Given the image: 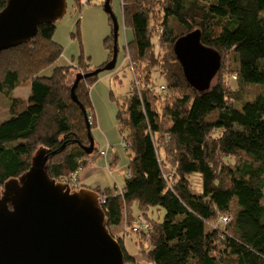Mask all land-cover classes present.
Returning <instances> with one entry per match:
<instances>
[{
    "label": "trees",
    "instance_id": "trees-1",
    "mask_svg": "<svg viewBox=\"0 0 264 264\" xmlns=\"http://www.w3.org/2000/svg\"><path fill=\"white\" fill-rule=\"evenodd\" d=\"M7 1L0 0V12ZM122 12L133 30L126 45L133 80L117 118L131 159L120 193L105 190L107 229L125 223L137 238L133 228L148 226L136 240L141 264H264V0H122ZM195 30L221 55L220 71L205 92L188 84L174 53L176 41ZM55 31L56 23L43 24L30 42L0 54V92L11 96L18 87L29 88L28 98L12 97L10 118L0 125V192L30 170L40 149L58 152L47 162L56 181L80 174L100 154L96 145L91 155L82 148L89 145L82 106L93 112L98 76L78 83L79 104L71 88L78 73L112 59L113 27L103 65L93 67L81 56L77 66H58L43 76L62 57ZM229 54L239 61L235 75L226 63ZM251 86L257 87L254 100L235 108ZM193 173L202 178L199 195L190 188ZM153 209L163 217L154 219ZM223 215L231 217L229 224H220ZM124 236L114 238L128 264L135 258Z\"/></svg>",
    "mask_w": 264,
    "mask_h": 264
},
{
    "label": "water",
    "instance_id": "water-1",
    "mask_svg": "<svg viewBox=\"0 0 264 264\" xmlns=\"http://www.w3.org/2000/svg\"><path fill=\"white\" fill-rule=\"evenodd\" d=\"M105 0L104 10L113 21L112 59L102 68L78 73L71 88L72 100L78 83L102 72L115 70L118 59L119 25ZM67 0H8L0 12V54L30 42L39 27L61 20ZM195 30L179 38L174 53L188 84L199 92L209 91L221 68V55L203 44ZM88 129L86 154L95 150L88 113L82 106ZM64 149V146L62 147ZM49 155L40 149L29 171L8 180L0 192V264H125L119 241L106 227L99 194L90 189L71 191L47 172Z\"/></svg>",
    "mask_w": 264,
    "mask_h": 264
},
{
    "label": "rangeland",
    "instance_id": "rangeland-1",
    "mask_svg": "<svg viewBox=\"0 0 264 264\" xmlns=\"http://www.w3.org/2000/svg\"><path fill=\"white\" fill-rule=\"evenodd\" d=\"M104 2L105 0H91L88 6L83 7L78 4L77 0H67V13L61 20L56 22V31L53 37L63 48L62 57L54 65L45 68L41 72L43 76L52 75L53 69L58 66H77L81 56L89 59L93 67H99L107 62L109 49H107L105 40L111 35L113 21L110 15L104 10ZM111 8L119 25L117 42L119 50L118 59L115 70L100 73L98 75V80L91 88L93 112L98 122V126L91 127V134L98 152L106 150V145L109 144V162L113 157L112 152H118V162L111 167V170L106 168L104 158L101 156H98L96 164L94 165L103 168V185H108L111 189H116L115 183H117L119 189V186L123 185L125 176L128 174L127 167L131 159L129 157V151L125 150L122 146V127L117 115L120 105L124 103V98H126L132 88L133 74L131 72L129 58H127L126 45L133 38V30L125 25L122 12V0H112ZM261 15L264 17V12ZM226 63L232 67L233 75H235L234 72L239 67L237 56L232 54L227 55ZM74 74L75 73H72L73 77ZM233 75L230 77V81L232 85L236 86L237 80ZM115 76H118V79H115ZM154 77L160 82L162 81L159 72H156ZM74 79L75 78H72L71 80ZM256 88L255 86L246 88L252 89L251 92L243 99L236 101L234 107L241 110L246 103L253 101ZM28 90V87H18L12 92L11 96L0 92V125L10 118L8 109L12 97L28 98L26 94ZM165 173L170 177L172 170L166 169ZM91 178L94 183L83 182L82 184L89 186L91 188L90 190H98V186L95 184L99 178L96 176H92ZM189 179L192 193L195 195L201 194L203 186L200 174L193 173L190 175ZM101 190H104V188ZM101 190L98 191L101 192ZM150 213H153L151 215L154 219L162 218L164 215L163 211L158 212L157 209L151 210ZM126 229L128 228L124 223L119 227L110 228L109 232L117 239L121 236L123 237L124 233H129L124 236L123 244L128 254L135 258L134 261L142 263L141 253H139V248L136 245L137 238L140 239L141 237L138 236L136 238L133 233H130L129 230L127 231ZM206 230L210 231L211 225H207ZM144 264L148 263L146 262Z\"/></svg>",
    "mask_w": 264,
    "mask_h": 264
},
{
    "label": "built area",
    "instance_id": "built-area-1",
    "mask_svg": "<svg viewBox=\"0 0 264 264\" xmlns=\"http://www.w3.org/2000/svg\"><path fill=\"white\" fill-rule=\"evenodd\" d=\"M78 1H79L80 6H83V7L87 6L91 2V0H78ZM136 87H138V84H136ZM160 90L163 91L164 87L161 86ZM94 120H95V114L92 111H90L88 113V121H89L90 127H92L94 125ZM123 145H127V144L123 142ZM107 147L110 148L109 144H107ZM99 156L106 157V152L105 151L100 152ZM108 166L109 165H107V168H108ZM79 175H80L79 172H75V173H72L66 177L60 178L57 182L68 185L71 188V191H78L81 189V185H80V181H79V179H80ZM128 176H129V174H128ZM120 191L121 190H118L119 193H120ZM101 192L99 193L100 202L102 204H104L106 202L107 196H106L105 191H101ZM118 192H117V194H113V195L117 196ZM230 221H231V217H229V216L223 215V216L219 217V222L222 225H227V224H229ZM142 225H143V227H141L138 224L137 226H135L133 228V232L135 234H137L139 237H142V235L148 229L147 225H145L143 223H142ZM147 237H148V235L145 236V238H147ZM128 264H141V263L133 261V262L128 263Z\"/></svg>",
    "mask_w": 264,
    "mask_h": 264
},
{
    "label": "crops",
    "instance_id": "crops-1",
    "mask_svg": "<svg viewBox=\"0 0 264 264\" xmlns=\"http://www.w3.org/2000/svg\"><path fill=\"white\" fill-rule=\"evenodd\" d=\"M27 96H29V90L27 91ZM96 121H97V118H96ZM97 126H98V122H97ZM106 152V157H103L104 158V161H105V166L107 168V165H111V164H116L118 162L117 160V155H118V152H112L113 154V157L111 159V161L109 162L108 161V154L110 152V148L107 147L106 145V150H104ZM102 152V151H101ZM100 153V152H98ZM94 164H96V161H94L93 163L89 164L88 167L84 168L83 171H81L79 177H80V185L82 188H86V189H91L89 186H85L83 185L82 183L83 182H86V183H89V182H92L94 183V181L92 180V176H96L98 177L99 179H97V183L95 185H97V189L98 190H101L102 188H104V190H101V191H105V190H109L110 193H114V194H117V192H115L116 190H121L123 185H120L119 186V189H118V185L117 183H115V188L116 189H111L110 186L108 185H103V181H102V178H104V174H103V168L102 167H97V165L95 166ZM124 184V183H123ZM98 190H93V191H98Z\"/></svg>",
    "mask_w": 264,
    "mask_h": 264
},
{
    "label": "clouds",
    "instance_id": "clouds-1",
    "mask_svg": "<svg viewBox=\"0 0 264 264\" xmlns=\"http://www.w3.org/2000/svg\"><path fill=\"white\" fill-rule=\"evenodd\" d=\"M88 6V5H87ZM82 188V187H81ZM99 194V193H98Z\"/></svg>",
    "mask_w": 264,
    "mask_h": 264
}]
</instances>
